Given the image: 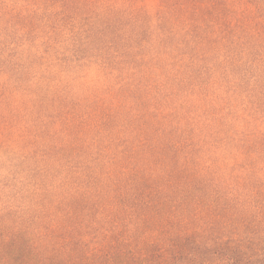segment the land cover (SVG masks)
Masks as SVG:
<instances>
[{
	"label": "trees",
	"instance_id": "16d2710c",
	"mask_svg": "<svg viewBox=\"0 0 264 264\" xmlns=\"http://www.w3.org/2000/svg\"><path fill=\"white\" fill-rule=\"evenodd\" d=\"M0 264H264V0H0Z\"/></svg>",
	"mask_w": 264,
	"mask_h": 264
},
{
	"label": "rangeland",
	"instance_id": "374dc122",
	"mask_svg": "<svg viewBox=\"0 0 264 264\" xmlns=\"http://www.w3.org/2000/svg\"><path fill=\"white\" fill-rule=\"evenodd\" d=\"M4 32V31H3ZM24 32L22 30L12 29L11 31H7L4 33V38L2 39L3 42L1 44V48L5 49L6 56L9 59H13L16 55L22 52L24 49L23 42H24Z\"/></svg>",
	"mask_w": 264,
	"mask_h": 264
}]
</instances>
